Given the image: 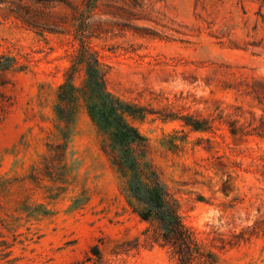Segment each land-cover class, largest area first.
Listing matches in <instances>:
<instances>
[{"label": "rangeland", "instance_id": "obj_1", "mask_svg": "<svg viewBox=\"0 0 264 264\" xmlns=\"http://www.w3.org/2000/svg\"><path fill=\"white\" fill-rule=\"evenodd\" d=\"M0 4V55L23 71L0 72V240L16 264H175L141 246L147 225L132 213L101 137L80 106L71 124L54 112L78 43L37 33ZM103 0L128 20L105 18L89 41L108 89L124 100L212 121H130L181 201L185 223L216 264H264V0ZM80 81V80H79ZM167 98V100H163ZM158 101V102H157ZM159 101H162L159 103ZM69 139L62 161L55 147ZM54 165H63L58 182ZM103 241L104 244H99ZM100 245L102 260L91 249Z\"/></svg>", "mask_w": 264, "mask_h": 264}, {"label": "trees", "instance_id": "obj_2", "mask_svg": "<svg viewBox=\"0 0 264 264\" xmlns=\"http://www.w3.org/2000/svg\"><path fill=\"white\" fill-rule=\"evenodd\" d=\"M103 0H14L11 12L28 29L39 33L71 34L78 43L71 55L70 66L57 92L54 112L60 122L71 124L82 106L101 137V150L115 170L126 203L133 214L147 227L140 239L126 240L116 245L112 254L119 256L137 251L141 246L166 251L175 264H216L214 253L206 251L195 231L184 221L179 198L165 182L154 164L148 139L130 119L144 121L156 117L163 121H180L195 131H212V121L192 114H182L165 104L161 109L139 102L124 100L108 89L106 66L90 43V39L104 32L108 17L128 20L113 10H122ZM118 3L117 0L109 1ZM4 1H0L3 4ZM10 55H0V72L23 71ZM80 80V81H79ZM167 100V98H163ZM158 102V101H157ZM162 101H159L161 103ZM55 147L57 162L64 157L67 141ZM56 180L62 182L63 165H54ZM99 244H104L99 241ZM91 254L102 260L100 245ZM10 245L0 240V264H16Z\"/></svg>", "mask_w": 264, "mask_h": 264}]
</instances>
